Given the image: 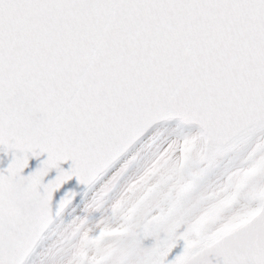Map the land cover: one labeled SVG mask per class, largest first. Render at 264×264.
Segmentation results:
<instances>
[{
	"label": "snow or ice",
	"instance_id": "obj_1",
	"mask_svg": "<svg viewBox=\"0 0 264 264\" xmlns=\"http://www.w3.org/2000/svg\"><path fill=\"white\" fill-rule=\"evenodd\" d=\"M0 264H264V0H0Z\"/></svg>",
	"mask_w": 264,
	"mask_h": 264
},
{
	"label": "rangeland",
	"instance_id": "obj_2",
	"mask_svg": "<svg viewBox=\"0 0 264 264\" xmlns=\"http://www.w3.org/2000/svg\"><path fill=\"white\" fill-rule=\"evenodd\" d=\"M81 230H83V229H81ZM65 240H68L69 239V236L68 235H65ZM55 239H57V237L55 236Z\"/></svg>",
	"mask_w": 264,
	"mask_h": 264
},
{
	"label": "bare ground",
	"instance_id": "obj_3",
	"mask_svg": "<svg viewBox=\"0 0 264 264\" xmlns=\"http://www.w3.org/2000/svg\"><path fill=\"white\" fill-rule=\"evenodd\" d=\"M53 240H55V236H53Z\"/></svg>",
	"mask_w": 264,
	"mask_h": 264
}]
</instances>
